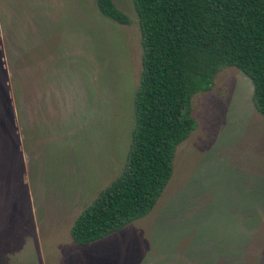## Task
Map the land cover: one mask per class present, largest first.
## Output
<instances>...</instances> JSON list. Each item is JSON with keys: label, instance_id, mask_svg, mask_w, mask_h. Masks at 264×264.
I'll use <instances>...</instances> for the list:
<instances>
[{"label": "rangeland", "instance_id": "rangeland-1", "mask_svg": "<svg viewBox=\"0 0 264 264\" xmlns=\"http://www.w3.org/2000/svg\"><path fill=\"white\" fill-rule=\"evenodd\" d=\"M0 0V264H264V117L237 67L192 98L153 210L88 244L79 214L123 170L142 70L133 0Z\"/></svg>", "mask_w": 264, "mask_h": 264}, {"label": "trees", "instance_id": "trees-1", "mask_svg": "<svg viewBox=\"0 0 264 264\" xmlns=\"http://www.w3.org/2000/svg\"><path fill=\"white\" fill-rule=\"evenodd\" d=\"M141 29L142 70L135 125L122 172L79 214L71 236L88 244L149 214L174 171L178 146L197 128L192 98L237 67L253 82L264 117V0H133ZM99 11L119 24L132 18L114 0Z\"/></svg>", "mask_w": 264, "mask_h": 264}]
</instances>
